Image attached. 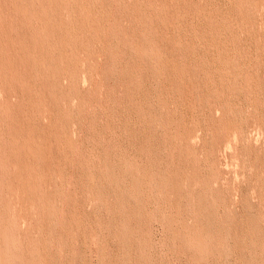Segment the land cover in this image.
I'll return each instance as SVG.
<instances>
[{"label": "rangeland", "instance_id": "obj_1", "mask_svg": "<svg viewBox=\"0 0 264 264\" xmlns=\"http://www.w3.org/2000/svg\"><path fill=\"white\" fill-rule=\"evenodd\" d=\"M61 1L35 56L0 2V264H264V0Z\"/></svg>", "mask_w": 264, "mask_h": 264}, {"label": "bare ground", "instance_id": "obj_2", "mask_svg": "<svg viewBox=\"0 0 264 264\" xmlns=\"http://www.w3.org/2000/svg\"><path fill=\"white\" fill-rule=\"evenodd\" d=\"M78 1H79V0H78ZM78 1H77V3H79V2L81 3V1H79V2H78ZM83 1H84V0H83ZM0 2H1V0H0ZM3 2H4V0H2V3H3ZM8 2H9V0H8ZM8 2H7V3H8ZM68 2H69V1H68ZM68 2H67V3H68ZM7 3H6V4H7ZM80 3H79V4H80ZM84 3H85V1H84ZM7 5H9V3H8ZM10 5H12L13 7L10 6ZM10 5H9V7H12V9H13V11H12L13 14H11L12 17H13V15H14V17L21 19V20L24 22L25 26L30 30V31H28V32H29V35H28V36H25V37L21 38L20 41H19V40H18V41L24 45L23 48L25 47L26 50H27V52H28L31 56H35L36 48H37L38 46H40L41 44H45V43L47 44L50 40H52V39H51V36L49 35V34H50V33H49V26L52 24V22H54V21H52L53 18H51L52 15L54 14V13H52V11H54V12L57 11V10H54L55 8H57L58 10L60 9L59 11H62V10H61V9H63V7L61 8V6H62V1H61V0H13V4H10ZM83 5H84V4L82 3V6L80 7V8H81L80 10H82ZM85 5H86V4H85ZM136 5H137V3H136ZM0 6H1V5H0ZM4 6H6V5H4ZM67 6H68V5H67ZM70 7H71V6H70ZM77 7H78V6H77ZM2 8L4 9V7H2ZM84 8H85V7H84ZM84 8H83V9H84ZM134 8H135V7H134ZM3 9H1V10H2V11H5V9H7V7H6L4 10H3ZM10 9H11V8H10ZM85 9H86V8H85ZM63 10H64V9H63ZM86 10H87V9H86ZM242 10H243V9H242ZM2 11H1V12H2ZM6 11H7V10H6ZM65 11H66V10H65ZM77 11H78V10H77ZM77 11H75V12H77ZM91 11H92V10H91ZM91 11H90L89 13H91ZM129 11H130V10H129ZM133 11H134V10H133ZM136 11H137V7H136ZM1 12H0V22H2V23H1L0 25L3 26V22H4L3 19H6V17L4 18V17L1 15V14H2ZM8 12H9V11H8ZM10 12H11V11H10ZM10 12H9V13H10ZM79 12H80V11H79ZM84 12H85V11H84ZM84 12H83V14H84ZM87 12H88V11H87ZM87 12H86V13H87ZM60 13H63V12H60ZM6 14H8V13H6ZM92 14H93V13H92ZM9 15H10V14H9ZM9 15H8V16H9ZM55 15H56V14H55ZM57 15H58V14H57ZM84 15H85V14H84ZM86 15H87V14H86ZM127 15H128V12H127ZM53 16H54V15H53ZM58 16H59V15H58ZM58 16H57V17H54V18L57 19ZM60 16H62V15H60ZM60 16H59V19L61 18ZM63 16H64V15H63ZM63 16H62V17H63ZM88 16H89V14H88ZM108 16H109V15H108ZM111 16H112V15H111ZM113 16H114V15H113ZM123 16H124V15H123ZM134 16H135V15H134ZM14 17H13V18H14ZM74 17H75V19H76V17H78V16H74ZM74 17H73V19H74ZM131 17H132V16H131ZM135 17H136V16H135ZM81 18H82V17H81ZM89 18H90V17H89ZM108 18H109V17H108ZM136 18H137V17H136ZM8 19H9V17H8ZM73 19H72V21H73ZM83 19H84V17H83ZM134 19H135V18H134ZM9 20H10V19H9ZM13 20H14V19H13ZM57 20H58V19H57ZM63 20H64V19H62V21H63ZM70 20H71V19H70ZM70 20H69V21H70ZM78 20H79V19H78ZM78 20H77V22H76V21H75V22L79 24ZM88 20H89V19H88ZM112 20H114V19H112ZM118 20H119V19H118ZM10 21H11V20H10ZM60 21H61V20H60ZM72 21H71V22H72ZM80 21H82V19H80ZM108 21H109V20H108ZM6 22H7V21H6ZM11 22H12V21H11ZM16 22H18V21H16ZM20 22H21V21H19V24H20ZM63 22H64V21H63ZM75 22H72V23L74 24ZM85 22H86V19H85ZM88 22H89V21H88ZM109 22H110V21H109ZM56 23H57V22H56ZM56 23H55V24H56ZM82 23L85 24V23H84V20L82 21ZM120 23H121V22H120ZM120 23H119V24H120ZM138 23H140V22H138ZM146 23H147V22H146ZM69 24H70V23H69ZM86 24H88V23H86ZM119 24H118V25H119ZM140 24H141V23H140ZM4 25H6V24H4ZM15 25H16V24H15ZM52 25H53V24H52ZM56 25L59 26L60 24H56ZM66 25H67V24H66ZM79 25H80V24H79ZM89 25H90V24H89ZM12 26H14V25H11L10 27H12ZM17 26H18V24H17ZM22 26H23V24H22ZM63 26H64V25H63ZM80 26H81V25H80ZM91 26H92V25H91ZM6 27H7V25H6ZM8 27H9V26H8ZM20 27H21V26H20ZM59 27H60V26H59ZM76 27H77V26H76ZM86 27H87V26H86ZM86 27H85V28H86ZM94 27H95V26H93L92 28H94ZM120 27H121V26H120ZM0 28H1V27H0ZM16 28H17V27H16ZM50 28H51V27H50ZM72 28H73V27H71V30H72ZM114 28H115V27H114ZM20 29H21V28H20ZM23 29L25 30V28H22L21 31H22ZM53 29L55 30V28H53ZM53 29L51 28L50 31H52ZM67 29H68V28H67ZM74 29H75V30H78L79 28H78V29L74 28ZM80 29H81V27H80ZM80 29H79V31H80ZM83 29H84V28H83ZM83 29H81V30H83ZM118 29H119V28H118ZM4 30H5V28H4ZM6 30H7V29H6ZM54 30H53V31H54ZM57 30H58V29H57ZM61 30H62V29H60V31H61ZM11 31H12V30H11ZM25 31H26V30H25ZM58 31H59V30H58ZM64 31H65V30H64ZM73 31H74V30H73ZM79 31H78L79 35H76V36H78V37L80 36V33H81V31H80V32H79ZM94 31H95V30H94ZM115 31H116V33L118 32L117 30H115ZM115 31H114V32H115ZM3 32H4V31H3ZM7 32L10 33L9 30H8ZM13 32H14V31H13ZM16 32H20V31H19V28H18V31H16ZM24 33H25V32H24ZM60 33H61V32H60ZM60 33H59V34H60ZM62 33H63V32H62ZM64 33H65V32H64ZM68 33H70V32H68ZM71 33H72V32H71ZM74 33H75V31H74ZM74 33H73V34H74ZM83 33H84V31H83ZM85 33H87V32H85ZM88 33H89V31H88ZM88 33H87V34H88ZM10 34H11V33H10ZM10 34H9V35H10ZM26 34H27V33H26ZM55 34H56V33H55V31H54V35H55ZM73 34H72V37H73ZM87 34H86V35H87ZM99 34H100V33H99ZM117 34H118V33H117ZM2 35H3V34H2ZM4 35H5V33H4ZM14 35H15V33H14ZM54 35H53V36H54ZM60 35H62V34H60ZM90 35H91V34L89 33V38H90ZM92 35H93V34H92ZM17 36H18V35H17ZM19 36H20V35H19ZM23 36H24V35H23ZM56 36H57V34H56ZM65 36H66V35H64V37H65ZM82 36H83V35H82ZM84 36H85V35H84ZM94 36H95V35H94ZM97 36H99V35H97ZM107 36H108V35H107ZM11 37H12V36H11ZM49 37H50V38H49ZM62 37H63V35H62ZM78 37H77L76 39H78ZM85 37H86V36H85ZM85 37H84V38H85ZM92 37H93V36H92ZM100 37H101V36H100ZM118 37H119V36H118ZM3 38H4V37H3ZM17 38H18V37H17ZM54 38H55V40H57L58 37H54ZM59 38H60V37H59ZM66 38H67V37H66ZM86 38H87V37H86ZM89 38H88V39H89ZM0 39H1V38H0ZM76 39H75V36H74V40H76ZM90 39H91V38H90ZM90 39H89V40H90ZM99 39H100V41H101V38H99ZM99 39H98V40H99ZM119 39H120V38H119ZM6 40L8 41V38H7ZM70 40H71V42L73 43L72 38H70ZM78 40H79V39H78ZM78 40H77V41H78ZM82 40H83V39H82ZM4 41H5V40H4ZM58 41H59V39H58ZM63 41H65L64 38H63ZM66 41H67V40H66ZM90 41H91V40H90ZM108 41H109V39L107 40V42H108ZM111 41H112L111 43H113V40H112V39H111ZM115 41H116V40H115ZM124 41H125V40H124ZM12 42H13V41H12ZM19 42H18V44H19ZM51 42H52V41H51ZM78 42H79V41H78ZM84 42H85V41H84ZM86 42H87V41H86ZM91 42H92V41H91ZM105 42H106V41H105ZM107 42H106V43H107ZM122 42H123V41H122ZM161 42H162V41H161ZM3 43H4V42H3ZM3 43H2V44H3ZM25 43H26V45H25ZM60 43H61V41H60ZM60 43H59V44H60ZM74 43H75V41H74ZM101 43H102V42H101ZM168 43H169V41H168ZM2 44H1V45H2ZM59 44H58V45H59ZM69 44H70V41H69ZM79 44H80V43H79ZM79 44H78V45H79ZM82 44H83V42H82ZM115 44H116V43H115ZM1 45H0V46H1ZM52 45H53V44H52ZM54 45H55V42H54ZM56 45H57V44H56ZM85 45H86V44H85ZM113 45H114V44H113ZM116 45H118V44H116ZM10 46H12L11 43H10ZM42 46H43V45H42ZM50 46H51V45H50ZM60 46H61V45H60ZM71 46H72V45H71ZM80 46H82V45H80ZM80 46H79V50L82 49V48L80 49ZM102 46H104V45H102ZM120 46H121V45L119 44V47H120ZM127 46H128V45H127ZM127 46H126V47H127ZM3 47H4V46H3ZM7 47H8V46H7ZM7 47H6V49H7ZM44 47H45V46H44ZM62 47H63V46H62ZM77 47H78V46H77ZM77 47L74 46V48H77ZM86 47H87V45H86ZM159 47H160V46H159ZM167 47H168V46H167ZM171 47H173V45H172ZM10 48H11V50H12V47H10ZM13 48H14V47H13ZM21 48H22V47H21ZM23 48H22V49H23ZM39 48H40V51H41V47H39ZM51 48H52V47H51ZM59 48H60V47H59ZM66 48H67V47H66ZM68 48H69V45H68ZM74 48H73V49H74ZM90 48H91V46H90ZM103 48H104V47H103ZM105 48H106V47H105ZM105 48H104V50H105ZM112 48H113V47H112ZM115 48H116V47H115ZM127 48H128V47H127ZM0 49H1V47H0ZM4 49H5V48H4ZM4 49H3V50H4ZM16 49H17V48H16ZM19 49H20V48H19ZM45 49H46V48H45ZM45 49H44V50H45ZM48 49H49V48H48ZM48 49H47V50H48ZM61 49H62V48H61ZM63 49H64V48H63ZM171 49H172V48H171ZM171 49H168V51H170ZM13 50H14V49H13ZM17 50H18V49H17ZM20 50H21V49H20ZM56 50H57V49H56ZM64 50H65V49H64ZM64 50H63V51H64ZM74 50H75V49H74ZM77 50H78V48H77L75 51H77ZM116 50H117V48H116ZM176 50H177V49H176ZM8 51H9V50H8ZM49 51H50V49H49ZM75 51H74V52H75ZM82 51H83V49H82ZM85 51H86V50H85ZM90 51H91V50H90ZM101 51H102V50H101ZM137 51H138V50H137ZM168 51H167V52H168ZM15 52H16V54H17V51H15ZM19 52H20V51H19ZM22 52H23V51H22ZM50 52H51V51H50ZM53 52H54V51H53ZM53 52H52V53H53ZM59 52H60V51H59ZM99 52H100V51H99ZM167 52H166V54H167ZM175 52H177V51H175ZM4 53H5V52H4ZM68 53H70V52L68 51ZM78 53H79V51H77V54H78ZM86 53H87V52H86ZM89 53H91V52H89ZM89 53H88V54H89ZM154 53H155V52H154ZM1 54H2V51H1ZM18 54H19V53H18ZM25 54H26V53H25ZM47 54H48V52H47ZM62 54H63V53H62ZM64 54H65V53H64ZM75 54H76V53H75ZM75 54H74V55H75ZM79 54H80V53H79ZM88 54H87V55H88ZM91 54H92V53H91ZM102 54H103V53H102ZM162 54H163V53H162ZM2 55H4V54H2ZM2 55H1V56H2ZM14 55H15V54H14ZM14 55H13V56H14ZM50 55H51V54H50ZM55 55H56V53H55ZM60 55H61V54H60ZM69 55H70V54H69ZM69 55H68V56H69ZM85 55H86V54H85ZM100 55H101V54H100ZM168 55H169V53L167 54V56H168ZM172 55H173V54H172ZM8 56H9V55H8ZM17 56H18V55H17ZM27 56H28V54H27ZM43 56H44V55H43ZM65 56H66V55H65ZM65 56H64V57H65ZM71 56H73V53H72ZM75 56H77V55H75ZM80 56H81V55H80ZM155 56H156V54H155ZM162 56H163V55H161V56L159 55V58H161ZM170 56H171V55H170ZM2 57H3V56H2ZM23 57H24V56H23ZM23 57H22V58H23ZM25 57H26V56H25ZM37 57L39 58V55H37ZM52 57H53V56H52ZM56 57H57V56H55V57H53V58H56ZM61 57H63V56H61ZM96 57H97V56H96ZM174 57H175V56H174ZM176 57H177V56H176ZM10 58H11V56H10ZM13 58H14V57H13ZM15 58H16V57H15ZM15 58H14V59H15ZM18 58H19V57H18ZM28 58H29V57H28ZM34 58H35V57H34ZM44 58H46V57H44ZM47 58H49L47 61H49V60L51 59L50 57H47ZM66 58H68V57H66ZM84 58H86V57H84ZM154 58H155V57H154ZM164 58H165V57H164ZM167 58H168V57H167ZM0 59H1V58H0ZM25 59H26V58H25ZM29 59H30V58H29ZM39 59H40V58H39ZM62 59H64V58H62ZM77 59H78V58H77ZM77 59H76V61H77ZM162 59H163V57H162ZM168 59H169V58H168ZM3 60H4V58H3ZM19 60H20V59H18V62H19ZM41 60H42V59H41ZM54 60H55V59H54ZM64 60H65V59H64ZM74 60H75V58H74ZM80 60H81V59H80ZM80 60H79V61H80ZM163 60H164V59H163ZM163 60H162V61H163ZM170 60H171V59H170ZM172 60H173V58H172ZM175 60H177V59H175ZM11 61H12V60H11ZM30 61H31V59H30ZM30 61H28V62H30ZM32 61H33V60H32ZM43 61L45 62V60H43ZM69 61H70V59H69ZM72 61H73V60H72ZM150 61H151V60H150ZM162 61H161V63H163ZM164 61H165V60H164ZM166 61H167V60H166ZM166 61H165V62H166ZM2 62H3V61H2ZM16 62H17V61H16ZM22 62H23V61H22ZM28 62H27V63H28ZM70 62H71V61H70ZM153 62H154V61H153ZM171 62H173V61H171ZM0 63H1V61H0ZM7 63H8V62H7ZM32 63H33V62H32ZM37 63H38V60H37ZM39 63H41V61H39ZM46 63H48V62H46ZM65 63H68V62H65ZM81 63H82V62H81ZM135 63H136V62H135ZM151 63H152V62H151ZM151 63H150V64H151ZM168 63H169V62H168ZM168 63H167V64H168ZM174 63H176V61H174ZM3 64H6V63L4 62ZM14 64H15V63H14ZM61 64H62V62H61ZM163 64H164V63H163ZM167 64L165 63V65H167ZM172 64H173V63H172ZM178 64H179V63H178ZM180 64H181V62H180ZM28 65H29V64H28ZM28 65H27V66H28ZM52 65H53V64H52ZM54 65H55V64H54ZM65 65H66V64H65ZM75 65H76V63H75ZM75 65H74V66H75ZM169 65H170V63H169ZM176 65H177V64H176ZM176 65H175V66H176ZM3 66H4V65H3ZM3 66H2V69H4ZM19 66H20V65H19ZM25 66H26V65H25ZM27 66H26V67H27ZM45 66H46V65H45ZM50 66H51V65H49V67H50ZM62 66H63V65H61V68H62ZM76 66H77V65H76ZM137 66H138V65H137ZM153 66H154V64H153ZM159 66H161V65H159ZM162 66H163V65H162ZM170 66H171V65H170ZM170 66H169V67H170ZM175 66H174V67H175ZM4 67H6V66H4ZM8 67H9V66H8ZM13 67H14V66H13ZM22 67H23V66H21V68H22ZM47 67H48V66H47ZM52 67H54V66H52ZM55 67H56V65H55ZM87 67H88V66H87ZM163 67H164V66H163ZM172 67H173V66H172ZM174 67H173V68H174ZM135 68H138V69H139V68H141V67L139 66V67H135ZM158 68H159V67H158ZM167 68H168V67H167ZM173 68H170V69H173ZM0 69H1V68H0ZM29 69H31V68H29ZM56 69H57V68H56ZM58 69H59V68H58ZM62 69H63V68H62ZM65 69H66V68H65ZM138 69H137L136 71H138ZM141 69H142V68H141ZM141 69H140V70H141ZM154 69H155V67H154ZM160 69H161V67L159 68V70H160ZM168 69H169V68H168ZM176 69H177V68H176ZM8 70H9V69H8ZM19 70H20V69H19ZM22 70H23V69H22ZM25 70H27V69H25ZM32 70H33V68H32ZM32 70H31V71H32ZM41 70H43V69H41ZM60 70H61V69H60ZM140 70H139V71H140ZM156 70H157V68H156ZM179 70H180V69H179ZM23 71H24V70H23ZM35 71H36V70H35ZM47 71H49V70H47ZM53 71H54V70H53ZM61 71H62V70H61ZM170 71H171V70L168 71V74H169ZM181 71H184V70L181 69ZM181 71H180V72H181ZM2 72H3V70H2ZM5 72H7V71H5ZM25 72H26V71H25ZM41 72H43V71H41ZM41 72H40V73H41ZM49 72H50V71H49ZM55 72H56V71H55ZM57 72H58V71H57ZM59 72H60V71H59ZM68 72H69V71H68ZM95 72H96V71H95ZM128 72H129V71H128ZM128 72H127V73H128ZM140 72H142V71H140ZM154 72H155V71H154ZM7 73H8V72H7ZM13 73H14V72H13ZM17 73H18V72H17ZM66 73H67V72H66ZM129 73H130V72H129ZM129 73H128V74H129ZM138 73H139V72H138ZM155 73H156V72H155ZM163 73H165V71H164ZM170 73H173V72H170ZM22 74H23V73H22ZM28 74H29V73H28ZM28 74H27V75H28ZM67 74H68V73H67ZM67 74H66V75H67ZM78 74H79V73H78ZM141 74H142V73H141ZM161 74H162V73H161ZM173 74H174V73H173ZM5 75H7V74L5 73ZM10 75H11V74H10ZM24 75H26V74H24ZM29 75H30V74H29ZM29 75H28V77H29ZM43 75H44V74H43ZM46 75H47V74H46ZM93 75H94V74H93ZM137 75H138V74H137ZM159 75H160V74H158V76H159ZM163 75H164V74H163ZM177 75H178V74H177ZM7 76H8V75H7ZM36 76H37V75H36ZM36 76H35V78H36ZM49 76H51V75H49ZM49 76H48V79H49ZM54 76H55V75H54ZM60 76H63V75L61 74ZM68 76H69V75H68ZM129 76H130V75H129ZM165 76H167V75H165ZM168 76H169V75H168ZM175 76H176V75H175ZM2 77H3V75H2ZM24 77H25V76H24ZM26 77H27V76H26ZM46 77H47V76H46ZM76 77H77V75H76ZM89 77H90V76H89ZM131 77H133V75H131ZM135 77H136V76H135ZM137 77H138V76H137ZM159 77H160V76H159ZM163 77H164V76H163ZM163 77H162V78H163ZM10 78H11V77H10ZM10 78H9V79H10ZM13 78H14V77H13ZM33 78H34V77H33ZM35 78H34V79H35ZM50 78H51V77H50ZM54 78H57V77L55 76ZM59 78H60V77H59ZM59 78H58V79H59ZM61 78H62V77H61ZM67 78H68V77H67ZM164 78H165V77H164ZM169 78H171V77H169ZM178 78H179V75H178ZM7 79H8V78H7ZM76 79H77V78H76ZM175 79H177V78H175ZM175 79H174V81H175ZM3 80H4V79H3ZM19 80H20V79H19ZM30 80H31V79H30ZM30 80H29V81H30ZM35 80H36V79H35ZM35 80H34V82H32L33 84H35ZM39 80H40V79H39ZM39 80H38V81H39ZM55 80H56V79H54L53 81H55ZM21 81H22V83H23V82L25 81V79H24V81L21 79ZM32 81H33V80H32ZM49 81H50V80H49ZM53 81H52V82H53ZM60 81H61V80H60ZM165 81H166V80H165ZM174 81H172V83H174ZM40 82H41V80H40ZM44 82H45V81H44ZM70 82H71V81H70ZM70 82H69V83H70ZM13 83H14V82H13ZM28 83H29V82H28ZM32 83H31V84H32ZM41 83H43V82H41ZM41 83H40V84H41ZM47 83H48V81H47ZM37 84H38V83H37ZM44 84H45V83H44ZM49 84H50V83H49ZM38 85H39V84H38ZM38 85H36V86H38ZM17 86H18V85H17ZM19 86H20V85H19ZM30 86H31V85H30ZM39 86H40V85H39ZM51 86H53V85L51 84ZM55 86H56V85H55ZM169 86H170V85H169ZM15 87H16V86H15ZM21 87H22V86H21ZM28 87H29V86H28ZM28 87H27L26 89H28ZM31 87H32V86H31ZM47 87H48V86H47ZM58 87H59V86H58ZM29 88H30V87H29ZM55 88H56V87H55ZM60 88H61V87H60ZM60 88H59V89H60ZM18 89H19V88H18ZM28 90H29V89H28ZM39 90H40V89H39ZM52 90H54V89H52ZM60 90H61V89H60ZM22 91H23V90H22ZM35 91H36V90H35ZM50 92H51V90H50ZM50 92H49V93H50ZM16 93H17V92H16ZM28 93H29V92H28ZM28 93H27V94H28ZM55 94H56V91H55ZM59 94H60V93H59ZM22 95H23V94H22ZM40 95H41V94H40ZM51 95H52V93H51ZM31 97H32V94H31L30 98H31ZM37 97H39V96H37ZM50 97H51V96H50ZM18 98H19V97H18ZM30 98H28V99H30ZM33 98H34V94H33ZM42 99H43V98H42ZM49 99H50V98H49ZM59 99H60V98H59ZM18 100H19V99H18ZM30 100H31V99H30ZM30 100H29V101H30ZM33 101H34V100H33ZM33 101H32V102H33ZM38 101H39V100H38ZM40 101H41V100H40ZM42 101H44V100H42ZM42 101H41V102H42ZM49 101H50V100H49ZM34 102H35V101H34ZM36 102H37V101H36ZM36 102H35V103H36ZM46 103H47V102H46ZM50 103H51V102H50ZM26 105H27V104H26ZM35 105H36V104H35ZM40 105H41V103H40ZM43 105H44V104H43ZM43 105H42V106H43ZM47 105H48V104H47ZM29 106H30V105H29ZM19 107H21V106H19ZM34 107H36V106H34ZM39 108H40V107H39ZM43 109H44V108H43ZM167 109H168V108H167ZM38 110H39V109H38ZM45 110H46V109H45ZM45 110H44V111H45ZM35 111H36V110H35ZM53 111H54V110H53ZM55 111H56V110H55ZM23 112H24V111H23ZM25 112H27V111H25ZM18 113H19V112H18ZM21 113H22V112H21ZM30 113H31V110H30ZM44 113H45V112H44ZM26 114H27V113H25V115H26ZM47 114H48V113H47ZM16 115H17V114H16ZM34 115H35V114H34ZM34 115H33V116H34ZM38 115H39V114H38ZM22 116H23V115H22ZM36 116H37V115H36ZM40 116H41V115H40ZM40 116H39V117H40ZM24 117H25V116H24ZM37 117H38V116H37ZM42 117H43V116H42ZM12 118H14V117H12ZM33 118H34V117H33ZM35 119H36V118H35ZM58 119H59V118H58ZM17 120H18V119H17ZM17 120H15V122H16ZM179 120H180V119H179ZM27 121H28V119H27ZM44 121H45V120H44ZM180 121H181V120H180ZM17 122H18V121H17ZM32 122H33V121H32ZM185 122H186V121H185ZM67 124H68V123H67ZM182 124H183V123H182ZM20 127H21V126H20ZM20 127H19V128H20ZM19 128H18V129H19ZM24 128H25V127H24ZM24 128H23V129H24ZM55 128H56V127H55ZM18 129H17V130H18ZM20 130H21V129H20ZM26 130H27V129H26ZM23 131H24V130H23ZM27 131H28V130H27ZM13 132H14V131H13ZM15 132H16V130H15ZM17 132H18V131H17ZM17 132H16V136L19 134V133H17ZM24 133H25V132H24ZM43 133H45V132H43ZM12 134H13V133H12ZM14 134H15V133H14ZM19 135H20V134H19ZM21 135H22V134H21ZM44 135H45V134H44ZM62 135H63V134H62ZM16 136H15V137H16ZM22 136H23V135H22ZM24 136H25V135H24ZM24 136H23V137H24ZM41 136H42V134H41ZM27 137H28V136H27ZM27 137L24 138V142H25V139H26ZM49 138H51V137H49ZM18 139H19V138H18ZM22 139H23V138H22ZM42 139H45V138H42ZM46 139H47V138H46ZM54 139H55V137H54ZM39 141H40V140H39ZM41 141H43V140H41ZM48 141H49V140H48ZM65 141H66V140H65ZM4 142H5V141H4ZM12 142H13V141H12ZM15 142H17V144H18V141H16V138H15L14 143H15ZM21 143H22V142H21ZM26 143H27V142H26ZM59 143H60V142H59ZM9 144H10V143H9ZM12 144H13V143H12ZM12 144H11V145H12ZM23 144H24V143H23ZM28 144H29V143H28ZM36 145H37V143H36ZM26 146H27V144H26ZM42 146H43V145H42ZM13 147H14V146H13ZM17 147H18V146H17ZM68 147H69V146H68ZM15 148H16V147H15ZM15 148H14V150H15ZM20 148H21V147H20ZM26 148H29V147L27 146ZM12 149H13V148H12ZM32 149H33V148H32ZM35 149H36V148H35ZM44 149H45V147H44ZM63 149H64V148H63ZM16 151H17V150H16ZM19 151H20V150H19ZM42 151H43V150H42ZM20 152H21V151H20ZM16 153H17V152H16ZM24 153H25V152H24ZM36 153H37V152H36ZM36 153H35V154H36ZM15 155H16V154H15ZM24 155H25V154H24ZM41 155H43V154H41ZM49 155H50V154H49ZM50 156L52 157L53 155L51 154ZM25 157H26V155H25ZM34 157H35V156H34ZM4 158H5V157H4ZM27 158H28V157H27ZM47 158H48V157H47ZM11 159H12V158H11ZM19 159H20V158H19ZM21 159H22V157H21ZM28 159H29V158H28ZM28 159H27V161H28ZM32 159H33V158H32ZM50 159H51V158H50ZM52 159H53V158H52ZM57 159H58V158H57ZM22 160H23V159H22ZM36 160H37V163H38V162H39V161H38V158H37ZM44 160H45V159H44ZM55 160H56V159H55ZM18 161H19V160H18ZM72 161H73V160H72ZM19 162H21V161H19ZM19 162H16V163H19ZM40 162H41V160H40ZM48 162H49V160H48ZM54 162H55V161H54ZM22 163H23V162H22ZM22 163H21V165H22ZM43 163H45V161H43ZM46 163H47V162H46ZM24 164H25V163H24ZM29 164H30V163H29ZM40 164H41V163H40ZM40 164H38V165L40 166ZM52 164H53V163H52ZM66 164H67V163H66ZM17 165H19V164H17ZM27 165H28V163H27ZM34 165H35V163H34ZM25 166H26V165H25ZM39 166H38L37 169H39V168L41 167V166H40V167H39ZM51 166H52V165H51ZM51 166H50V167H51ZM110 166H111V165H110ZM32 167H33V166H32ZM32 167H31V168H32ZM44 167H45V165H44ZM48 167H49V166H48ZM15 168H16V167H15ZM35 168H36V167H35ZM45 168H46V167H45ZM20 169H21V168H20ZM26 169H27V168H26ZM26 169H25V170H26ZM32 169H33V168H32ZM16 170H17V168H16ZM35 170H36V169H35ZM50 170H51V169H50ZM18 171H19V170H18ZM27 171H28V170H27ZM32 171H34V170H31V171H29V172H32ZM45 171H46V169H45ZM134 171H135V170H134ZM23 172H24V171H22V173H23ZM37 172H38V170H37ZM37 172H36V173H37ZM41 172H42V171H41ZM50 172H51V171H50ZM119 172H121V171H119ZM22 173H21V174H22ZM24 173H25V172H24ZM43 174H44V173H43ZM134 174H135V173H134ZM19 175H20V174H19ZM26 175H27V174H26ZM32 175H33V173H32ZM38 175H39V174H38ZM119 175H120V174H119ZM16 176H17V175H16ZM24 176H25V175H24ZM36 176H37V175H36ZM41 176H42V174H41ZM120 176H121V175H120ZM34 177H35V175H34L32 178H34ZM44 177H45V176H44ZM123 177H124V176H123ZM127 177H128V176H127ZM21 178H22V177H21ZM30 178H31V176H30ZM90 178H91V177H90ZM130 178H131V177H130ZM179 178H180V177H179ZM192 178H193V177H192ZM26 179H28V178H26ZM44 179H45V178H44ZM113 179H114V178H113ZM118 179H119V178H118ZM120 179H121V178H120ZM137 179H138V178H137ZM181 179H182V178H181ZM190 179H191V177H190ZM24 180H25V177H24ZM28 180H30V179H28ZM37 180H38V179H37ZM91 180H92V179H91ZM33 181H35V180L33 179ZM33 181H32V182H33ZM45 181H46V180H45ZM177 181H178V180H177ZM21 182H22V181H21ZM28 182H30V181H28ZM46 182H47V181H46ZM88 182H89V181H88ZM115 182H116V181H115ZM174 182L176 183V181H174ZM178 182H179V181H178ZM36 183H37V182H36ZM44 183H45V182H44ZM27 184H28V183H27ZM30 184L32 185L31 182H30ZM30 184H29V185H30ZM39 184H40V183H39ZM181 184H182V183H181ZM201 184H202V183H201ZM34 185H35V184H34ZM36 185H37V184H36ZM46 185H47V183H46ZM89 185H90V184H89ZM23 186H24V185H23ZM26 186H27V185H26ZM44 186H45V185H44ZM27 187H28V186H27ZM45 187H46V186H45ZM45 187L43 188V190L45 189ZM116 187H117V186H116ZM192 187H193V186H192ZM194 187H195V186H194ZM39 188H40V187H39ZM46 189H47V188H46ZM114 189H115V188H114ZM118 189H119V188H118ZM25 190H26V189H25ZM27 190H28V189H27ZM43 190H42V191H43ZM47 190H48V189H47ZM47 190H46V192H47ZM36 191H39V190H36ZM95 191H96V190H95ZM136 191H137V189H136ZM25 192H26V191H25ZM46 192H44L45 194L42 192V194L45 196V195H46ZM91 192H92V190H91ZM29 194H30V193H29ZM31 194H32V193H31ZM37 194H38V193H37ZM47 194H48V193H47ZM52 194H53V191H52ZM91 194H92V193H91ZM91 194H90V195H91ZM34 195H35V194H34ZM48 195H49V194H48ZM90 195H89V196H90ZM206 195H207V194H206ZM30 196H31V195H30ZM89 196H88V197H89ZM31 197H32V196H31ZM50 197H51V196H50ZM94 197H95V196H94ZM43 198H44V197H43ZM165 198H167V197H165ZM45 199H47V198H45ZM48 199H49V197H48ZM52 199H53V198H52ZM137 199H138V198H137ZM42 200H43V199H42ZM49 200H50V199H49ZM93 200H94V199H93ZM93 200H92V201H93ZM47 201H48V200H47ZM83 201H84V200H83ZM135 201H136V200H135ZM42 202L44 203V202H46V200H45V201H42ZM49 202H51V201H49ZM85 202H86V200H85ZM40 204H42V203H40ZM47 204H48V205H47ZM47 204H46L47 207L50 206L49 203H47ZM50 204H51V203H50ZM82 204H83V203H82ZM42 205H43V204H42ZM42 205H41V206H42ZM84 205H85V204H84ZM43 206H45V205H43ZM43 206H42V209H44ZM51 206H52V205H51ZM85 207H86V206H85ZM49 208H50V207H48V209H49ZM40 209H41V208H40ZM40 209H39V210H40ZM48 209H46V210H48ZM49 210H50V209H49ZM40 211H41V210H40ZM40 211H38V212H40ZM45 212L47 213V214H46V213H45V214L48 215V212H47V211H45ZM53 212H54V211H53ZM43 213H44V212H43ZM41 214H42V212H41ZM41 214H40V215H41ZM38 215H39V214H38ZM42 215H43V214H42ZM46 215H45V216H46ZM43 216H44V215H43ZM45 216H44V218H45ZM73 216H74V215H73ZM75 216H76V214H75ZM49 217H50V214H49ZM70 217H71V216H70ZM46 218H47V217H46ZM57 218H58V217H57ZM68 218H69V217H68ZM71 218H72V217H71ZM62 219H63V218H62ZM62 219H61V220H62ZM66 219H67V218H66ZM75 219H77V217H76ZM75 219H74V220H75ZM134 219H135V218H134ZM58 220H60V219H58ZM72 220H73V219H72ZM72 220H71V221L69 220V221H70V224H71ZM74 220H73V221H74ZM67 221H68V220H67ZM60 222H61V221H60ZM66 223H67V222H66ZM73 223H74V222H73ZM77 223H78V222H77ZM79 223H80V222H79ZM64 224H65V221H64ZM68 224H69V223H68ZM59 225H60V223H59ZM77 225H78V224H77ZM81 225H82V223H81ZM79 226H80V225H79ZM60 227H62V225H61ZM126 227H128V226H126ZM171 227H172V226H171ZM66 228H67V227H66ZM71 228H72V227H71ZM77 228H78V226H77ZM51 229H52V228H51ZM69 229H70V228H69ZM69 229H68V230H69ZM122 229H123V228H122ZM173 229H174V227H173ZM113 230H114V229H113ZM123 230H124V229H123ZM174 230H175V229H174ZM185 230H186V229H185ZM120 231H121V230H120ZM69 232H73V230H72V231L69 230ZM65 233H66V230H65ZM183 233H184V232H183ZM74 234H75V232H74ZM125 234H126V233H125ZM62 235H63V234H62ZM68 235H70V234H68ZM122 235H123V234H122ZM48 236H50V235L48 234ZM63 236H64V235H63ZM66 237H67V236H66ZM69 237H70V236H68V238H69ZM124 237H125V236H124ZM128 237H129V235H128ZM50 238H51V237H50ZM46 239H47V238H46ZM115 239H116V238H115ZM125 239H126V238H125ZM120 240H122V239H120ZM120 240H119V241H120ZM196 240H197V239H196ZM49 241H50V239H49ZM188 241H189V240H188ZM50 242H52V241H50ZM50 242H48V243H50ZM120 242H121V241H120ZM196 242H198V241H196ZM46 243H47V242H46ZM124 243H125V240H124ZM196 244H197V243H196ZM202 244H203V243H202ZM50 245H51V244H50ZM199 245H200V244H199ZM199 245H198V246H199ZM46 246H47V245H46ZM192 246H193V245H192ZM194 246H195V243H194ZM201 246H202V245H201ZM44 247H45V246H44ZM52 247H53V246H52ZM55 247H56V246H55ZM195 247H196V246H195ZM200 248H201V247H200ZM200 248L198 249V247H197L198 250H200ZM49 249H50V248H49ZM54 249H55V248H54ZM56 249H57V248H56ZM48 252H49V251H48ZM54 252H55V251H54ZM193 252H194V251H193ZM194 253H195V252H194ZM196 253H197V252H196ZM41 254H42V253H41ZM56 254H57V253H56ZM47 256H48V255H47ZM47 256L45 255V257H47ZM193 257H194V256H193ZM104 258H105V257H104ZM48 259H49V258H47V260H48ZM45 260H46V259L44 258L43 261H45ZM57 260H59V259H57ZM83 260H84V259H83ZM107 260H108V259H107ZM193 260H194V258H193ZM104 261H105V260H104ZM197 261H198V260H197ZM106 262H107V261H106ZM31 264H33V263H31Z\"/></svg>", "mask_w": 264, "mask_h": 264}]
</instances>
